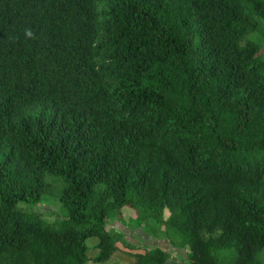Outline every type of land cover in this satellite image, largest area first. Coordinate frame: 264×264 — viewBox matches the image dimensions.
Listing matches in <instances>:
<instances>
[{"label": "trees", "instance_id": "trees-1", "mask_svg": "<svg viewBox=\"0 0 264 264\" xmlns=\"http://www.w3.org/2000/svg\"><path fill=\"white\" fill-rule=\"evenodd\" d=\"M47 194L62 219L18 207ZM124 210L264 264V0H0V264H110Z\"/></svg>", "mask_w": 264, "mask_h": 264}, {"label": "rangeland", "instance_id": "rangeland-1", "mask_svg": "<svg viewBox=\"0 0 264 264\" xmlns=\"http://www.w3.org/2000/svg\"><path fill=\"white\" fill-rule=\"evenodd\" d=\"M19 209L28 211L29 213L39 215L43 220L47 222H55L63 218L61 213V207L59 200L52 194H47L36 205L21 204ZM168 215V212H167ZM145 222L139 221L135 212L132 210H124L121 216H112L107 224V229L118 237V251L112 256L110 264H134L135 261L129 255V252L139 251H152L156 247H160L163 250L170 252V264H186L188 251L180 250L173 246L172 240L164 236V233L157 231L158 239L153 240L145 232ZM175 241H178L177 239ZM98 240L91 238L88 240L89 246V263L97 264L94 259L97 257L99 250L97 248ZM128 245H132L133 248H128ZM109 264V263H104Z\"/></svg>", "mask_w": 264, "mask_h": 264}]
</instances>
